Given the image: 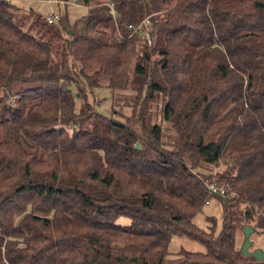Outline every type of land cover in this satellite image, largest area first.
Wrapping results in <instances>:
<instances>
[{
  "label": "trees",
  "instance_id": "16d2710c",
  "mask_svg": "<svg viewBox=\"0 0 264 264\" xmlns=\"http://www.w3.org/2000/svg\"><path fill=\"white\" fill-rule=\"evenodd\" d=\"M83 3L84 34L36 36L0 0V264H259L238 239L264 234V0ZM210 197L218 234L194 223Z\"/></svg>",
  "mask_w": 264,
  "mask_h": 264
},
{
  "label": "rangeland",
  "instance_id": "374dc122",
  "mask_svg": "<svg viewBox=\"0 0 264 264\" xmlns=\"http://www.w3.org/2000/svg\"><path fill=\"white\" fill-rule=\"evenodd\" d=\"M56 1L52 6H50L47 0H11L14 6V11L16 12V20L18 24L26 31L38 36L39 29L41 28L39 22L36 18L38 15L43 21L46 20V16L51 14L52 11L60 14L61 22L59 26L64 28L65 31L78 30L81 34L86 31V15L88 13V8L84 5L83 0H53ZM67 1V3H65ZM46 28V26H44ZM43 30H45L43 28ZM48 30V29H47ZM48 38V34L46 35ZM97 69L96 66L91 65L86 69L88 74H92ZM130 93L129 91L125 92ZM124 104H128L127 100H124L123 96L120 97ZM90 101L93 102L98 110L105 115H110L113 107V91L111 88L105 85L97 87L93 90V94L90 95ZM96 101V102H95ZM99 101V102H98ZM81 106V100L76 98V108ZM127 112L130 111L129 106L124 108ZM156 119L160 120L159 110L155 112ZM154 116V117H155ZM165 127L167 126L164 123ZM169 132V131H168ZM167 132V133H168ZM166 141L172 143L175 141V137L172 133L166 136ZM211 218L216 220L214 223ZM120 223H129L128 218H120ZM194 223L206 231L213 230L215 234H218L222 228V205L221 203L213 198H209V203H206L202 210L199 211L194 217ZM247 225H253L248 222ZM251 234L250 239L252 240V245L250 251L261 248L264 250V234H260L255 230ZM239 245L241 247L244 240L243 231L239 234ZM181 249H186L193 252H205L206 247L200 242L190 239L186 236L174 235L169 244V250L171 253H176ZM263 260L259 261L262 264ZM264 264V263H263Z\"/></svg>",
  "mask_w": 264,
  "mask_h": 264
},
{
  "label": "built area",
  "instance_id": "2783aa9c",
  "mask_svg": "<svg viewBox=\"0 0 264 264\" xmlns=\"http://www.w3.org/2000/svg\"><path fill=\"white\" fill-rule=\"evenodd\" d=\"M9 1V0H7ZM48 4L52 6L56 1L53 0H47ZM67 3V1H65ZM108 5L110 6V10L113 15L116 14L115 12V5L113 2H109ZM46 21L50 24H57L61 22V16L60 14L56 13L55 11H52L51 14L46 16ZM150 25L149 18H145L143 21H141L138 25H129V29L131 30V34L136 33L138 31L141 32L142 35H144L148 41V43H151V37L150 33L148 31V27ZM209 195H220L222 197H225L229 193V189L227 185H220L217 182H211L208 185ZM206 203H209V200L206 201Z\"/></svg>",
  "mask_w": 264,
  "mask_h": 264
},
{
  "label": "water",
  "instance_id": "95a60500",
  "mask_svg": "<svg viewBox=\"0 0 264 264\" xmlns=\"http://www.w3.org/2000/svg\"><path fill=\"white\" fill-rule=\"evenodd\" d=\"M140 148V145L138 146ZM254 232V228L251 225H245L243 227L244 240L241 245V252L247 257H255L258 261L264 259V250L261 248L250 251L252 240L250 239L251 234Z\"/></svg>",
  "mask_w": 264,
  "mask_h": 264
}]
</instances>
